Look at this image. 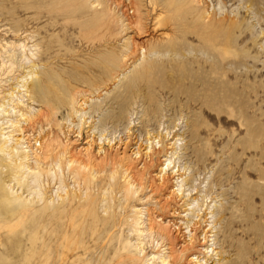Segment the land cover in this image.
Masks as SVG:
<instances>
[{
    "label": "rangeland",
    "instance_id": "1",
    "mask_svg": "<svg viewBox=\"0 0 264 264\" xmlns=\"http://www.w3.org/2000/svg\"><path fill=\"white\" fill-rule=\"evenodd\" d=\"M79 1L87 15L74 0H0V264H159L167 251L142 230L146 209L173 218L165 201L198 220L201 260L190 264H264V0H139L140 27L127 0H113L103 33L87 21L94 0ZM109 54L120 63L106 72ZM37 110L115 181L63 167L32 184L11 170L20 127L35 134L43 119L22 115ZM129 155L146 165L132 195ZM181 215L179 239L190 225Z\"/></svg>",
    "mask_w": 264,
    "mask_h": 264
},
{
    "label": "bare ground",
    "instance_id": "2",
    "mask_svg": "<svg viewBox=\"0 0 264 264\" xmlns=\"http://www.w3.org/2000/svg\"><path fill=\"white\" fill-rule=\"evenodd\" d=\"M189 1L191 2L192 0H185V2H189ZM75 2L77 3V6H76L77 9L76 10L79 11L80 13H82L81 15H83L84 12L88 11L87 7L82 2H80L79 0H74V3ZM116 2L117 1L115 0V3ZM125 2H126V0H125ZM69 3H70V1H69ZM95 3H96V6L94 7L93 4H95ZM139 3H140L139 0H127L126 5L129 7H133V10L136 12L135 13L136 17H135L134 21L132 20L133 21L132 23H135L136 26L140 27V22H141L140 14L141 13L139 12V8H140ZM71 5L74 6L75 4H71ZM92 5H93L92 12L94 13V15L92 17L93 19L91 18L92 19L91 21L87 20L90 23L91 33H95L96 31H101V30L106 31V28H107V20L106 19L111 18V13L109 12V10H111V6L113 5V0H94L92 2ZM98 6H99V8H98ZM128 9H130V8H128ZM108 13H109V15H108ZM87 14H88L87 12H86V14L84 13V15H87ZM118 18H120V17H118ZM164 18L160 17V14H158L156 16V21L158 23H161L164 21L163 20ZM107 30H108V28H107ZM106 59H107L108 63L106 62V60L103 59L104 64H107L106 66L105 65L104 66H105L106 72H110L111 71L110 67H112L113 65H115V67H116V65H117L116 62L119 61L118 60L119 57L117 58V55L115 56L113 54H109V56L106 57ZM119 63H120V61H119ZM112 70H114V68ZM137 73L138 72H136L135 75L134 74L132 75V76H135L133 79V82L139 77V73L138 74ZM131 80H132V77H131ZM131 82H130V84H131ZM133 93H134V91H133ZM75 103H76V101H75ZM122 113H120L119 115H121ZM84 114L80 115V119H79L80 123L84 120L83 119ZM22 116L25 120H31L32 122L38 116H42L43 119L37 118V120L34 122V125L36 126L35 130L37 128L35 134L34 133H32V134L28 133L27 134L24 131L25 128L23 129L22 127H20L21 136L17 139V141H15L14 146H12L10 148L11 152H14V154H15L14 155L15 158L13 160L14 162H13V164L10 165V169L13 170L15 173H18L20 175L21 179L25 180V179L29 178L30 183H32V184L39 183V178L43 172H44V175L46 173L48 177H49V175L56 177V173L60 172V170H62L63 167H66L67 169L70 170L69 172L71 174H74L79 179H82V181H85L87 183H90V182L96 183L97 181L105 179V176L108 178L109 181H115V173H116L115 169H112L111 171L106 170L102 166L95 163L92 160L91 155L89 153L88 154L90 156H88L86 159H79L78 157H75L74 155H72L70 153V151L68 149V145L66 144L65 136L63 138H61L60 135L55 133V131H53L50 127H47L44 129L43 127L48 125V123L51 120L50 116L43 115V113H41L39 110H37L36 114L25 113ZM52 117H55V116L52 114ZM4 143L5 142L0 143V151L5 147ZM9 153H7V154L9 155ZM145 156H147V154H145ZM103 157H105V154ZM127 161H129L127 163V168H125V170L123 171V173L125 174V179L127 178V181H125V183H126L125 193L132 195V194H136L143 184V181L145 178L142 177V175L146 172L145 171L146 165L143 163L142 168H137V165L135 164L136 160L130 159V155L127 156ZM164 161L168 162L166 164V168L169 167L168 165H170V163H172L169 158L164 159ZM43 165H44V168H43ZM55 169L58 170V171H56V173H55ZM159 172L160 173L162 172L163 175L161 174L160 182L158 184L164 185L166 183V181H165L166 178H164V174L166 173L165 168L159 169ZM61 174H62V172H61ZM103 175H105V176H103ZM177 178L178 179L181 178V175H179ZM182 181H183V178H181V180H179V181H176V183H178V182L181 183ZM107 184H108V187H112L111 182H109ZM178 186L179 187L177 189L169 191V198H168L169 200L174 201L175 198L178 197V195H181L182 184H179ZM164 205L169 206V208H170L169 211L171 212L170 216H172L173 218L168 220L167 223L163 224V223H160V220H156L154 216L150 217V214L148 213V209H146V210L144 209L145 213L148 214L149 218H148V221L146 224L143 222V224H145V225H144V230H142V232L147 231V233H146L147 236L152 237L156 241V243L158 244L159 247H161V246L165 247L167 254H163L161 257H159V259H160L159 264H169L171 255L174 251H178V253H184V252H187L189 250H193L192 251L193 253H190L189 259L186 261V264H190L191 262L199 263L201 259L200 258L198 259V256H195L196 251L194 250L195 245L198 244V242H199L198 241L199 237H197V229H198V222L197 221L198 220L196 219V220L192 221L191 220L192 217L191 216L189 217V212L192 213L193 208L192 207L186 208V209H188V211L189 210L190 211L184 215H181V213L178 212L176 208L171 207L167 203V201H165ZM192 206H193V204H192ZM186 209H184L182 212H185ZM176 215H177V217L179 215H181L180 218L182 220H185V222L182 224H190L189 226H187V228H189L188 235L185 237V235L183 234V237L180 239L176 237L177 234L180 233V229H181V225L176 224V218H177ZM193 217H197V216H193ZM184 218H186V219H184ZM174 233H175V235H173ZM208 237H210V236L207 235V232L203 231V235L201 238L203 240L202 243L207 241ZM199 244H200V246H203L201 243H199ZM204 250H207V247H205Z\"/></svg>",
    "mask_w": 264,
    "mask_h": 264
}]
</instances>
